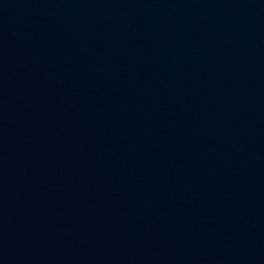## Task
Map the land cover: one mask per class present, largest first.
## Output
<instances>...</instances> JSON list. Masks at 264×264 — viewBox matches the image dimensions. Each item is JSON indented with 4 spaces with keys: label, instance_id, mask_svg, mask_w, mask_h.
I'll return each mask as SVG.
<instances>
[{
    "label": "water",
    "instance_id": "95a60500",
    "mask_svg": "<svg viewBox=\"0 0 264 264\" xmlns=\"http://www.w3.org/2000/svg\"><path fill=\"white\" fill-rule=\"evenodd\" d=\"M0 264H264V0H0Z\"/></svg>",
    "mask_w": 264,
    "mask_h": 264
}]
</instances>
